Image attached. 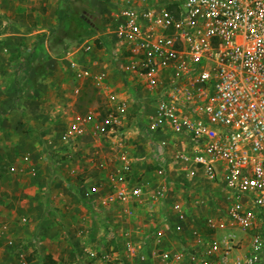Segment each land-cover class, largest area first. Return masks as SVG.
<instances>
[{"label":"built area","instance_id":"obj_1","mask_svg":"<svg viewBox=\"0 0 264 264\" xmlns=\"http://www.w3.org/2000/svg\"><path fill=\"white\" fill-rule=\"evenodd\" d=\"M105 2L107 27L75 52L101 47L121 85L108 89L104 70L91 74L67 51L77 79H91L106 101L73 111L52 136L74 151L70 159L90 144L98 171L85 177L75 166L68 173L81 175L78 189L92 211L117 210L101 219L132 222L129 209L141 207L148 215L122 234H129L123 247L110 229L102 242L111 252L84 243L82 253H121L144 264H264V0ZM137 139L147 154L131 151L127 142ZM149 154L153 170L141 171ZM54 163V178H64ZM173 182L197 194L175 198Z\"/></svg>","mask_w":264,"mask_h":264},{"label":"rangeland","instance_id":"obj_2","mask_svg":"<svg viewBox=\"0 0 264 264\" xmlns=\"http://www.w3.org/2000/svg\"><path fill=\"white\" fill-rule=\"evenodd\" d=\"M105 3V0H37L35 8H39L40 12L37 14L40 16L36 18L34 12H30L28 14L29 23L36 26L34 22H39L38 25H42L46 30L35 33L31 37L30 44L34 48L33 51L28 52L25 49H20L14 57H11L12 55L8 57L21 59L14 62L7 69V74L4 75L3 86L5 89L3 92L7 97H3L6 102L0 105L3 107L0 111V124H5L7 127H0V142L3 146L4 157L10 160V163L2 158V160L0 159V168L10 171L12 175L9 178L12 179V182L9 184L17 185L16 189L0 191V196L4 195L2 197L3 202L5 203V198L9 200L6 201L8 202L7 210H3L5 212L0 211V215L5 214L2 215V218L0 217V264H23V261H27V264H44L47 262L48 264H95L99 261L97 258L82 253L84 243L90 247L102 246L111 252V245L102 241L105 238L109 239L110 229H116L115 232L119 238L116 239L118 241L117 248H121L126 239L128 240L129 234L132 232L131 229L135 224H139L137 221L143 220L148 215V210L141 207L135 213H130L131 209H129L126 218L132 222L123 221V218H120L121 222L111 224L109 221L105 222L101 219L104 215L111 218L117 210L103 213L98 208L92 211L90 203L88 204V201L82 199L78 189L81 175L86 174L85 177H87L98 171L91 160L90 144L84 147L83 153H77L70 159L74 151L65 152L58 146L59 136H52L63 129L67 123V116L73 111H82L106 101L105 97L98 93V88L91 79L86 81L77 79L74 71L68 67V61L63 59L67 51L74 52L72 59L82 61L91 68V74L104 70L108 77V83L106 82L108 89L121 85L118 70L110 62V58L101 47L96 46L89 53L75 52L87 36H84L75 27L73 20H70L69 28H65L67 26L64 22L66 18L63 21V16L72 17L76 14L81 16L83 21L95 30L94 33L103 31L108 24V5ZM16 23L19 24V20H16ZM22 40L25 42L24 39ZM17 42L19 41L13 42V44L15 43L13 46L18 45ZM11 50L14 52L16 49ZM96 59H98V64L94 63ZM7 75L9 76L8 80ZM75 86L81 87L77 97L73 96ZM7 121L13 125L6 123ZM3 134L6 135V139H3ZM45 136L53 138L52 153H47L44 150L43 140H45ZM127 143L131 151H144V154H147L148 145L145 140L137 139L135 142L130 140ZM104 149L107 150L106 146ZM25 154L31 156L29 161L23 159ZM151 157L150 154L146 156V161L141 164V171L152 172L153 169L150 166L154 159ZM55 161L61 162L60 170L64 174V178H60L61 176L54 178ZM5 163H8L6 168ZM75 166H79L81 172L84 170L85 173H80L79 176H70L68 172L71 167ZM2 173L0 171V176ZM96 179L93 176L89 182H94ZM172 185L175 198L181 196L183 199H188V196L197 194L189 192L187 189L190 187L180 182H173ZM21 202L24 204L35 202L34 213L39 218L45 215L57 221L54 222L53 226L49 224L37 225L33 235L30 233L31 235L24 236L26 231L31 232L29 230L31 223H35L36 220L32 221V216L26 214L29 219L23 223L21 218L24 215L17 217L11 212ZM10 205L14 206L10 207ZM75 207H78V210ZM92 209L94 210L96 207L93 206ZM73 210L78 217L74 220L75 223L71 229L72 225L70 226L65 220L70 217L69 212ZM39 218L38 222L41 221ZM112 218L114 219V217ZM4 224H7L6 227H3ZM20 226L23 227L22 230L19 229ZM48 229L51 231L57 229L62 234H59L58 238H62L63 241L52 244L58 252V255L56 254L57 259H52L55 263L51 261V258H47L48 252L42 250L46 239L45 237L42 239V236L48 232ZM3 231L6 232V235ZM125 232H129L127 238L122 235ZM2 233L4 234L3 237L1 236ZM17 234L20 237H17ZM135 234L133 232L132 236ZM237 234L242 235L243 232L239 231ZM11 239L14 240L13 245L9 243ZM117 248L113 252L118 251ZM18 252L22 254L19 255ZM116 255L113 254L107 259H103V264H144L135 258L131 261L129 257L121 255V253ZM28 257L32 258L31 261L28 260ZM146 263L150 264L147 261Z\"/></svg>","mask_w":264,"mask_h":264},{"label":"crops","instance_id":"obj_3","mask_svg":"<svg viewBox=\"0 0 264 264\" xmlns=\"http://www.w3.org/2000/svg\"><path fill=\"white\" fill-rule=\"evenodd\" d=\"M37 4V0H0V105L3 104V102H6L5 99H3V97H7V95H5V92H3V90L5 89L3 86V82H4V75L7 74V69L10 68L12 66V64H14V62L18 61V59H21L18 57V59L16 58H8L10 55H12L11 57H14L15 53H18L20 51V49H25V51L31 52L33 51V47L30 44V39L33 35H35V33H41L42 31L46 30L45 27H43L42 25H38L39 22H34V24H36V26H33L32 24L29 23V16L28 14L30 12H34V15L37 17L40 16V14H37V12H40V10H38L39 8H35V5ZM35 9V11H33ZM47 12H51V11H47ZM52 13V12H51ZM51 13H49V15H51ZM19 20V24L16 23V20ZM24 39L25 42L22 40ZM17 42L15 45L13 46V42ZM29 41V42H27ZM47 42V41H46ZM12 46H9V45ZM5 48H7V53H5ZM11 49H16L14 52ZM10 51V52H9ZM12 51V53H11ZM11 53V54H10ZM14 53V54H13ZM13 62V63H12ZM11 64V65H10ZM9 76L7 75V80ZM10 106V105H9ZM0 111H2L3 107H0ZM6 123L8 124H12L11 122L7 121ZM0 127H7V125L5 124H0ZM3 139H6V135L3 134ZM0 159L2 160V158L4 160H8L6 157H4V152H3V146L2 143L0 142ZM8 163H10V160H8ZM8 163H5V168L7 167ZM2 166V165H1ZM0 171L3 172L0 176V191L2 190H9V189H16V185L17 184H9V182H12V179L9 178L10 175H12V173L6 169H1ZM14 176V175H13ZM8 179V180H7ZM15 192V190H14ZM31 192V191H30ZM75 194V193H74ZM4 196V195H3ZM2 196V197H3ZM2 197L0 196V211L3 210H7L6 206L8 205L9 201L7 200V198H5L6 200L5 203L2 200ZM34 199V198H33ZM28 201V200H27ZM34 204L35 202H27V204H24L23 202H21L19 204V206H17V208H14L15 210H8L11 211L15 214V216H21V215H26L29 214L32 216V221L36 220L35 223H31V226L29 228V230L31 232H27L24 236L29 235L30 233H32L33 235V231L34 229L36 230L37 225L43 226V225H54V222H56L57 220H53V218H49L45 215H42L41 218L38 217V215H36V213H34ZM14 205H10V207H13ZM76 210H78V207H75ZM5 212V211H3ZM69 216L65 221H67V223H69V225L71 226V229H73V223H75V219L78 217L76 215V213L74 212V210L71 212H69ZM2 215L4 216L5 214L2 213L0 215V217L2 218ZM40 215V214H39ZM38 218L41 219L40 222H38ZM62 220V221H63ZM4 221V218H3ZM46 221V222H45ZM33 224V225H32ZM5 225V226H4ZM3 227H6L7 224H4ZM30 225V224H29ZM57 225V224H56ZM61 226V225H59ZM58 226V228H59ZM70 226H68V228H70ZM23 227L20 226V230H22ZM49 228V227H48ZM5 230V229H4ZM48 232L44 233L45 235V242L43 244V248L42 250H45L46 252H48V254H52V258L53 259H57L56 254L58 255V252H56L57 250H55L53 248V245L55 242H59V241H63L62 238H58V235H62L61 232H58L57 229H55L54 231H51L50 229L47 230ZM3 233L6 232L3 231ZM2 233V234H3ZM1 236L3 237L4 234ZM50 234V235H49ZM31 235V234H30ZM49 235V236H48ZM17 237H20L18 234L16 235ZM38 251V250H37ZM35 251V252H37ZM22 253H19V255H21ZM98 263L95 264H103V259H98Z\"/></svg>","mask_w":264,"mask_h":264},{"label":"trees","instance_id":"obj_4","mask_svg":"<svg viewBox=\"0 0 264 264\" xmlns=\"http://www.w3.org/2000/svg\"><path fill=\"white\" fill-rule=\"evenodd\" d=\"M66 15V14H65ZM67 17H68V19H67ZM70 17V18H69ZM65 18H66V20H65ZM65 20V21H64ZM70 20H73L74 22H75V27L76 28H78L79 29V31L84 35V36H90V35H92V34H94V32H95V30H93L92 28H90L83 20V18L81 17V16H77L76 14L74 15V16H69V15H67V16H63V21L66 23V25L67 26H65V28H69V26L68 25H71L70 24ZM150 167H152V166H150ZM36 236H37V234H36ZM43 238L42 239H44V235L42 236ZM114 242H116V241H114ZM72 243H74V242H72ZM76 243H78V242H76ZM19 245V244H18ZM18 247V246H17ZM19 253V252H18ZM47 258H51V261L52 262H54L55 263V261L54 260H52L53 258H52V256H51V254H47ZM31 257H28V260L29 261H31ZM44 264H48V262L47 263H44Z\"/></svg>","mask_w":264,"mask_h":264}]
</instances>
